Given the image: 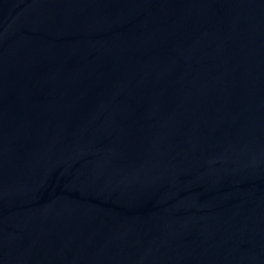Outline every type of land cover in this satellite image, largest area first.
<instances>
[{
  "label": "water",
  "instance_id": "1",
  "mask_svg": "<svg viewBox=\"0 0 264 264\" xmlns=\"http://www.w3.org/2000/svg\"><path fill=\"white\" fill-rule=\"evenodd\" d=\"M0 264H264V0H0Z\"/></svg>",
  "mask_w": 264,
  "mask_h": 264
}]
</instances>
